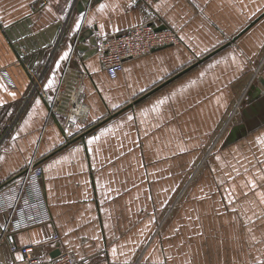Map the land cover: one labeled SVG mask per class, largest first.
<instances>
[{"label": "crops", "instance_id": "0c3cea01", "mask_svg": "<svg viewBox=\"0 0 264 264\" xmlns=\"http://www.w3.org/2000/svg\"><path fill=\"white\" fill-rule=\"evenodd\" d=\"M78 1L0 0V183L37 152L51 214L50 222L19 231L13 240L58 245L76 259L92 257L94 264H264L259 77L249 94L264 56V0H147L182 42L126 61L116 78L97 55L86 56L76 46L74 65L88 72L89 111L66 142L63 118L48 114L75 37L87 29L93 37L120 33L144 17L133 8L137 0H90L83 12ZM59 22L67 28L53 42L47 29ZM245 85L243 108L217 141L177 221L166 237L152 238L160 208L222 128ZM4 223L0 215V233ZM18 256L0 245V264H13Z\"/></svg>", "mask_w": 264, "mask_h": 264}, {"label": "built area", "instance_id": "2783aa9c", "mask_svg": "<svg viewBox=\"0 0 264 264\" xmlns=\"http://www.w3.org/2000/svg\"><path fill=\"white\" fill-rule=\"evenodd\" d=\"M133 8L143 14L141 23L120 33L96 37V55L111 78H116L123 71L126 61L149 55L164 47L179 45L182 42L179 32L166 26L163 18L147 0H137ZM159 27L164 28L157 30ZM80 34L81 30L77 36ZM77 45L78 41L73 43L58 87L49 105V119L54 115L63 118L60 127L66 142L72 139V135L78 130L80 124L85 122L89 111L84 101L85 80L88 72L74 65ZM263 64L264 56L254 71L252 83L260 76ZM243 97V100L236 101L235 111L228 116L220 129L222 135L233 117L243 108L247 92ZM43 174L44 169L35 152L23 169L0 188V215L5 217L0 233V245L5 244L11 253H20L24 257L23 260H17L13 264H94L92 257L76 259L61 249L58 255L52 257L51 253L60 248L58 245L52 246V249L47 248L45 242L20 246L13 240L15 233L51 221L43 186ZM156 227H161L160 221ZM58 239V236L54 235L52 242H57Z\"/></svg>", "mask_w": 264, "mask_h": 264}, {"label": "rangeland", "instance_id": "374dc122", "mask_svg": "<svg viewBox=\"0 0 264 264\" xmlns=\"http://www.w3.org/2000/svg\"><path fill=\"white\" fill-rule=\"evenodd\" d=\"M66 28H67V24L65 25V23H64L62 26V30L60 32L61 35L63 33H65ZM58 39L61 40V38H58ZM78 45H79V43H78ZM199 58H202V57L195 58L192 60V62L197 61ZM262 60H263V57H262L260 62H262ZM256 69H257V67H256ZM254 71H253V74H254ZM255 81H257V78L255 79ZM247 82H248V80H247ZM247 82H245V83L248 84L249 82L248 83ZM245 92H247L246 85L241 88L239 94H237L235 96V99L233 100L232 104L230 105V109H229L230 114L235 111L236 101H241L244 99L243 95ZM221 135H222L221 130H219L216 132V135H215V137H213V139L212 138L208 139L207 148H205L203 150V152L200 153L199 157L192 163L190 169L186 171L182 181L176 185L174 197L170 200V203L167 204L165 207L160 208L159 221H160L161 227H158V228L155 227L154 232L152 233V238L155 236H157L159 239L166 237V235L168 233L167 232L168 227H170L171 223L176 219L179 212L183 209V206H185V204L188 202V197H189L190 192L196 186L199 176L205 170V167L208 165V163L212 159V157H213V155L217 149V148L215 149V147L217 146L216 143L219 139H221ZM201 163H203V164L199 167V165ZM171 213H173V214H171ZM169 214H171V215H169ZM175 221H177V220H175ZM192 227H193V225H192Z\"/></svg>", "mask_w": 264, "mask_h": 264}, {"label": "water", "instance_id": "95a60500", "mask_svg": "<svg viewBox=\"0 0 264 264\" xmlns=\"http://www.w3.org/2000/svg\"><path fill=\"white\" fill-rule=\"evenodd\" d=\"M90 3V0H79L78 1V10L80 12L85 11L86 7L88 6V4ZM262 17V16H261ZM257 18L255 21H253L250 25H248L245 30L240 33L239 36H241L246 30L250 29L252 26H254L259 19L261 18ZM62 25L63 23L59 22L55 25H53L52 27L48 28L47 31L50 32L51 35H53L52 37V41H56L59 33L62 30ZM164 27H159L157 28V30H161ZM237 36L236 38L228 41L227 43H225L224 45H222L221 47H219L218 49H215L214 51H212L211 53L207 54L206 56L199 58L196 63L190 65L189 67H187L186 69H184L183 71H181L180 73L176 74L175 76H173L171 79H169L168 81L164 82L163 84H161L160 86L156 87L155 89H153L152 91H150L149 93H147L146 95H144L143 97H140L139 99H137L136 101L130 103L128 106L124 107L123 110L127 109V108H132L139 100H141L142 98H144L147 95H150L151 93L155 92L156 90H158L159 88H161L162 86H164L165 84H167L168 82H171L172 80L176 79L177 77H179L180 75L184 74L185 72L191 70L192 68H194L196 65L202 63L203 61L209 59L210 57H212L213 55H215L216 53H218L219 51L223 50L224 48L228 47L229 45H231L232 43H234L237 38L239 37ZM88 40L89 44H85V41ZM78 41L79 45H77V49L79 51L85 52L86 56H92V55H96V37H93V30L92 29H87L84 30L79 36H76L74 39V42ZM50 43H48L49 45ZM258 81L262 84V86L264 87V77L263 76H259ZM256 86L254 85V83L251 85L250 88V95L252 94V90H254ZM5 183H0V188L2 186H4ZM60 253V248H57L56 250H54L51 253L52 257H55L56 255H58Z\"/></svg>", "mask_w": 264, "mask_h": 264}, {"label": "snow or ice", "instance_id": "6c2138e0", "mask_svg": "<svg viewBox=\"0 0 264 264\" xmlns=\"http://www.w3.org/2000/svg\"><path fill=\"white\" fill-rule=\"evenodd\" d=\"M17 259H19V260H23L24 257H22V256H18Z\"/></svg>", "mask_w": 264, "mask_h": 264}]
</instances>
